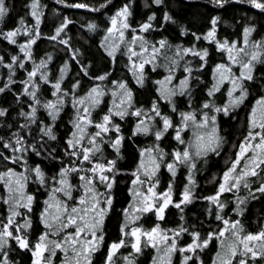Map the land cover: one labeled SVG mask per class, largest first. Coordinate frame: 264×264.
I'll list each match as a JSON object with an SVG mask.
<instances>
[{
	"label": "snow or ice",
	"instance_id": "obj_1",
	"mask_svg": "<svg viewBox=\"0 0 264 264\" xmlns=\"http://www.w3.org/2000/svg\"><path fill=\"white\" fill-rule=\"evenodd\" d=\"M59 2L67 4V0ZM211 2L223 7L229 0ZM245 2L264 14V0ZM109 3L111 0H105L96 8L86 2H78L70 7L99 11ZM153 3L157 6L163 5L164 0H153ZM44 7L46 6L41 5L40 0H31L30 15L34 18L31 25L21 17L18 26L6 31L0 29V37L19 48V54L11 55L7 61L4 55H0V65L8 69L7 82L0 87V93L13 90L12 85L17 82L14 75L19 68L25 70L26 78L20 81L22 87L15 93V97L17 100L21 97L29 98V110L19 111L24 122L9 137L0 136V159L18 164L22 168V171H17L15 167L6 165L0 171V182L7 190L6 197L0 196V200L8 205L7 215L0 219V264H15L9 256L13 242L20 249L31 252V264H53L52 258L58 250L64 256L60 264H93L94 255L104 247V223L113 209L115 199V173L121 171L117 167L116 159L106 160L102 157L103 145L107 141L117 156L121 154L125 136L121 131V124L114 117L123 120L129 114L136 117L133 136L151 134L155 139L151 145L139 148V160L131 170L132 186L128 189L132 194V202L129 208L123 209L121 235L108 245L103 264H116L117 253L126 245H130L134 253L123 257L125 264H136L135 254L142 253L143 248L148 245L155 248L157 253L152 258V264H172V256L177 251L183 254L181 264H204L200 252L208 248L214 238L219 241V250L215 252L211 264H258L257 258H260V264H264V228L257 232H245L240 219L221 214L230 203L229 200L222 199L225 193L235 194V206L231 211L238 216L244 215V206L249 198L257 199V193L264 196V94L259 95L251 105L247 114L246 135L238 145H234L238 150L222 172L216 191L201 197L195 195L198 159L208 157L209 153L219 155L225 143L219 114L228 116L245 103L250 95L247 82L256 79L257 64L264 65V36L252 39L256 26H244L242 40L220 38L217 28L221 17L216 15L211 17L210 27L206 32L191 33L195 41H210L219 52L226 54V60L222 59L212 67V82L209 86L203 82L201 75L195 74L208 65L210 53L207 47L198 48L195 43L189 46L173 45L166 37L158 41L148 40L143 33L157 26L153 23L156 13H151L146 21L133 27L129 20L132 16L130 4L124 3L109 17L110 23L105 29L100 46L115 64L117 53L123 45L130 62L129 70L135 83L141 87L145 84L146 64L151 65L153 70L157 66L164 67L167 75L154 82L158 97L153 98L147 107L135 105V94L127 80H112L111 107L95 119L93 111L101 105L106 95L105 87L94 83L83 95H78L81 81L75 79L66 86V78L71 71L72 62L79 66L84 76H90L93 81L103 82L111 73L105 71L100 75H92L91 63L81 62L79 57L83 53L73 49L67 36L66 29L72 23L67 16L54 28V33L48 39L67 45L71 50L69 59L59 66L58 75H54L49 67L53 61L51 53H46L45 57L37 61L34 46L43 35L41 24ZM9 11L6 0H0V23ZM162 19L165 23H175L174 17L168 11L163 12ZM86 27L94 32L98 25L89 22ZM181 30L183 35L191 32L185 26ZM166 49L174 51L167 55L162 51ZM188 54H192L198 63L193 64L191 59L184 60ZM161 56L164 57V63L158 65V57ZM27 61H31L30 70L26 67ZM181 67L183 74L178 83L174 84L173 81L177 79L176 72ZM261 79H264V75ZM202 84L206 98L194 107L195 93ZM225 84L227 101L217 104L216 94L221 92ZM47 85L51 86L48 89L51 99L42 98L43 89ZM178 97H187L185 108L178 106ZM161 101L167 102L171 114L162 110ZM68 103H71L74 115L69 121L72 130L67 134L66 146L63 148L64 156L68 158L65 163L63 156L54 155L55 148L49 150L45 145L49 141H57L56 123ZM40 109L45 110L51 119L50 123L40 118ZM8 113L7 107L0 106V116H7ZM177 114L178 120L174 119ZM90 126L95 131L89 132ZM11 127L8 125V128ZM189 131L191 136L186 139ZM166 134L172 135L177 142L171 151L161 147L160 142ZM30 152L37 156L47 153L48 158L60 160L59 171L49 175L40 164H29L27 154ZM97 153L101 154V159H96ZM84 162H88L90 166L86 167ZM181 166L188 169L187 183L183 190L177 194L170 180L164 190L158 191L160 169L166 167L171 176L175 177ZM73 173L79 177V184L72 183ZM33 178L38 185L48 190L44 207L38 214L43 228L35 234V238L32 212L36 194L27 191ZM253 178H259V183L256 184ZM100 186H103V191ZM77 188L80 190L79 194L74 195ZM241 189L247 190V196L239 195ZM177 195L179 198L174 199ZM196 199L209 202L208 215L215 214V218L222 221V228L218 227L217 230L207 231L202 235L201 231L194 227L190 231L183 224L162 229L159 223H155L146 229L135 223L148 212H154L158 220H163L170 205L183 213L184 207ZM183 219L181 215V220ZM130 224L132 226L129 228ZM182 234H189L190 242L179 244Z\"/></svg>",
	"mask_w": 264,
	"mask_h": 264
},
{
	"label": "trees",
	"instance_id": "obj_2",
	"mask_svg": "<svg viewBox=\"0 0 264 264\" xmlns=\"http://www.w3.org/2000/svg\"><path fill=\"white\" fill-rule=\"evenodd\" d=\"M78 2H86L99 8L105 0H67V4H62L59 0H40L41 5L46 7L43 8V22L41 24V31L43 35L41 39L37 41L34 46V56L37 61L41 57H45L46 53H51L53 61L49 65L54 75H58V68L63 61L69 59L70 49L67 45L60 43L59 41L48 39L54 33V28L61 22V20L67 16L72 20V23L68 25L66 29L67 36L70 38V43L73 49H78L83 55L79 57L82 63H91L92 75H100L105 71L111 73V75L103 82L93 81L90 76H84L79 66L72 62L71 71L69 72L65 85L67 86L70 82H74L75 79L81 81V87L77 90L78 95H83L94 83L101 84L106 89V95L103 97L101 105L93 111V118L98 119L99 116L103 115L109 107H111V94L110 89L112 88L111 81L117 79L127 80L129 85L134 91V102L136 106L143 105L147 107L150 101L158 97V93L155 91V81L162 79L167 75V71L162 66H157L154 70L151 65H145V84L143 87L135 83L132 73L129 70V59L126 55V48L121 45L120 51L117 53L115 64L112 63L111 58L104 52L100 46V42L105 34L106 27L109 26V17L116 11V9L122 6L124 3H129L132 11V16L129 18L130 23L133 27H136L141 22L147 20L151 13H156V20L153 21L157 25L154 29H150L143 34L150 41H158L162 37H166L168 41L175 44H182L184 46L196 44V47L209 49V62L208 65L201 69L196 75L203 77V82L210 86L212 82L211 71L215 63L220 62L222 59L226 60V54L219 52L215 45L210 42L201 39L195 41L191 33H204L210 27V19L213 16L219 15L221 17L218 22L217 35L220 38L227 37L230 40L241 39L243 27L249 24L256 26V31L252 34V39H260L264 36V14H261L259 10L253 9L248 5L245 0H229L223 7L215 5L211 0H164L163 5H155L153 0H111V3L105 8H100L99 11H93L92 9H82L76 7H70ZM31 0H6L10 11L6 15L4 21L0 23V29L8 30L19 25L20 18L23 17L25 21L31 25L34 22V18L30 15L29 5ZM164 11H168L172 14L175 19V23H165L162 19ZM89 22H95L98 25L96 31H89L86 25ZM182 26H185L191 30L189 35H183ZM130 38V33L128 34ZM22 40L23 37L21 36ZM167 55H171L174 49H166ZM13 54H19V48L17 45H11L8 41L0 37V55L5 56L7 61ZM23 55V54H20ZM191 59L193 64H197L198 60L192 57V54L185 56L184 60ZM184 60L181 61L183 65ZM164 63V57H158V65ZM26 67L30 70L31 61L26 62ZM238 67V66H236ZM8 69L6 66L0 65V87L7 82ZM183 74V68L177 70L175 80L178 81L179 77ZM256 79L254 81H248L249 86V97L243 105L235 109L228 116L223 113L219 114L218 119L221 128V134L225 137V143L223 144L220 154L209 153L208 157L198 159V171L195 173L196 189L195 195L197 197L206 196L213 194L218 186V182L221 178L222 172L229 165L230 159L234 158L237 148L234 145H238L242 140L243 136L247 132V114L250 111L251 105L255 102V99L264 94V79L261 76L264 75V65L257 64L256 68ZM26 78L24 69L17 68L14 75V80L17 82L12 85V91H6L0 93V106L7 107L9 113L7 116H0V136L9 137L12 132L16 131L17 127L24 122V117L19 116V111L24 109L29 110L27 107V101L29 98L21 97L19 100L16 99L15 93L21 90L20 81ZM50 85H47L43 89L42 98L51 99V95L48 91ZM227 84L221 89V92L216 94V103L223 104L227 100L226 92ZM194 107L198 106L199 102L206 98V92L203 90V84L195 93ZM187 97H178V106L183 109L185 108V100ZM162 110L171 114L167 102L161 101ZM39 115L41 119L50 123L51 119L47 116L44 109H40ZM74 109L71 103L65 106V109L60 114V118L56 123L57 141L51 142L45 145V148L51 150L56 149L54 155L59 154L63 156L64 162H68V158L64 156L63 148L66 146L65 141L67 134L72 130V125L69 121L73 118ZM117 123L121 124V131L125 136L121 154L117 156L115 150L111 147L107 141L103 145L102 157L106 160H117V167L121 169L120 172L115 173L116 184L114 186L113 194L115 196L113 209L108 214L104 223L105 242L102 247L93 258V264H103V257L107 252L108 245L112 240L120 237V227L124 223V212L123 209L129 208V204L132 202V194L128 189L132 186L131 170L135 167L139 160V148L149 146L153 143L155 137L151 134L143 135L138 134L132 135V130L135 125L136 117L129 114L121 120L119 117H114ZM174 119H179L178 114ZM11 125V128H8ZM35 129V126H33ZM94 127H89L88 131L93 132ZM171 133V130H169ZM114 134V133H113ZM35 135V131L33 132ZM161 147L167 151H171L172 148L176 147V141L170 134H166L161 140ZM29 164H40L49 175H54L59 171L61 161L57 159H50L47 153L37 156L35 153H28ZM101 154H96V159H101ZM85 166H90L88 162H84ZM15 167L17 171H22V168L18 164L12 162H5L0 159V171L4 170L5 166ZM188 169L186 166H181L178 170L177 175L172 177L166 167H162L158 173L160 178V185L158 191L164 190L169 181L173 183L175 192L178 194L183 190L184 185L187 183ZM256 184L259 183V178H253ZM72 183L79 184V177L73 173ZM256 184L253 186L255 187ZM101 191H103V186ZM27 191L36 194V201L33 205V238L35 234L42 230L43 225L39 223L38 214L39 211L44 207V200L48 197V190L44 186H40L35 182L33 178L27 187ZM79 188L74 191V195L79 194ZM7 195V190L3 183L0 182V196ZM234 193H225L222 199L230 201L228 207L224 210L223 214H227L229 218L240 219L244 226L245 232H257L264 228V196H260L257 193V199H248L245 207L243 216H238L232 212L231 209L235 206V200L233 199ZM240 196H247V190L241 189L239 191ZM178 195L174 196V199H178ZM209 202L202 199H196L193 203L184 207V212L181 213L179 209L170 205L165 211L163 220H158L154 212H148L142 215L139 221H136V225H143L144 228H151L155 223H159L162 229L175 228L180 224L185 227H189L191 231L194 227L196 230L201 231L202 235L207 231L217 230L218 227L222 228L223 223L215 218V214L212 216L208 215ZM8 205L0 200V219L7 215ZM131 212V209H129ZM215 213V208H213ZM181 215L184 219L181 220ZM20 219V218H18ZM132 225H129V228ZM190 242L189 234H182L179 240V244ZM219 250V241L214 238L208 248L200 252V257L204 260V264H211V260L215 258V252ZM129 253H134V250L130 245H126L119 250L115 257L116 264H125L123 257ZM45 255H48L45 253ZM136 255V264H150L152 258L157 255L156 249L151 245L143 248L142 253ZM182 253L177 251L172 256V264H181ZM10 259L15 264H31L32 255L28 250L20 249L14 242L12 243V249L9 252ZM64 256L61 251H57L55 257L52 258L53 264H60ZM195 259V257H194ZM258 264H260V258H257Z\"/></svg>",
	"mask_w": 264,
	"mask_h": 264
},
{
	"label": "rangeland",
	"instance_id": "obj_3",
	"mask_svg": "<svg viewBox=\"0 0 264 264\" xmlns=\"http://www.w3.org/2000/svg\"><path fill=\"white\" fill-rule=\"evenodd\" d=\"M173 83L175 84V83H178V81H176L175 82V80L173 81ZM227 101V100H226ZM93 129H95V128H93ZM191 136V132L189 131L188 133H187V135H186V139L188 138V137H190ZM150 264H152V262H150Z\"/></svg>",
	"mask_w": 264,
	"mask_h": 264
}]
</instances>
